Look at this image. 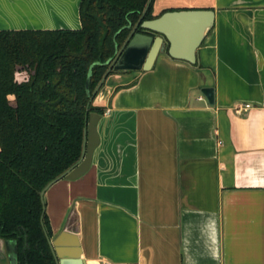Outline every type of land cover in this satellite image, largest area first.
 <instances>
[{"label":"crops","instance_id":"crops-1","mask_svg":"<svg viewBox=\"0 0 264 264\" xmlns=\"http://www.w3.org/2000/svg\"><path fill=\"white\" fill-rule=\"evenodd\" d=\"M81 2L0 0V32L80 30ZM172 12L213 14L196 65L111 75L91 168L44 194L69 263L264 264V0H154Z\"/></svg>","mask_w":264,"mask_h":264},{"label":"trees","instance_id":"trees-1","mask_svg":"<svg viewBox=\"0 0 264 264\" xmlns=\"http://www.w3.org/2000/svg\"><path fill=\"white\" fill-rule=\"evenodd\" d=\"M153 2L82 0L80 30L0 32V239L17 264H56L41 193L81 160L88 113H105L90 98Z\"/></svg>","mask_w":264,"mask_h":264},{"label":"water","instance_id":"water-1","mask_svg":"<svg viewBox=\"0 0 264 264\" xmlns=\"http://www.w3.org/2000/svg\"><path fill=\"white\" fill-rule=\"evenodd\" d=\"M152 1L153 0H150L149 5ZM149 5L141 20L135 26H132L131 24L128 26V28L131 29L129 37L122 46H116L115 57L106 63L109 65V69L98 88L91 96L87 107L88 109L112 72L121 74L142 70L150 71L158 56L161 54H167L173 60L184 61L190 65H196L197 50L201 46L207 31L213 26V14L172 12L165 13L157 19L143 21ZM203 14H207L209 19H193L198 18ZM91 76L92 70L89 72L88 76V89ZM202 93L206 97L208 103L211 106H214L215 89L207 87L202 90ZM101 117L102 115L96 112L88 113L85 142L81 160L41 193L43 201L45 192L54 183L62 179L68 181L77 180L91 168L95 150L100 143L97 126ZM8 244L9 241L0 239V264H16L13 259H10L9 261V258L7 257L6 246ZM49 244L56 264H85L84 261H81L79 253L73 257L75 258L74 260L77 261L75 263H69L66 259L67 256L59 250L61 241L51 242L49 239Z\"/></svg>","mask_w":264,"mask_h":264},{"label":"built area","instance_id":"built-area-1","mask_svg":"<svg viewBox=\"0 0 264 264\" xmlns=\"http://www.w3.org/2000/svg\"><path fill=\"white\" fill-rule=\"evenodd\" d=\"M253 109V106L251 104H242V105H238L236 107V112L238 113H246L249 112L250 110ZM103 264H113L111 262H103Z\"/></svg>","mask_w":264,"mask_h":264}]
</instances>
